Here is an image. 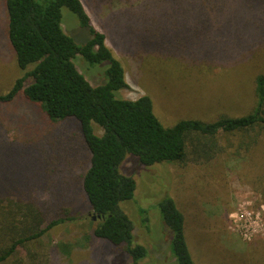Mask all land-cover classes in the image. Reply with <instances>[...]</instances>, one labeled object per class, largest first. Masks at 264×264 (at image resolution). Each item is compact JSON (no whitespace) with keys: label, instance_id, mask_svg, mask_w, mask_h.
I'll use <instances>...</instances> for the list:
<instances>
[{"label":"rangeland","instance_id":"obj_1","mask_svg":"<svg viewBox=\"0 0 264 264\" xmlns=\"http://www.w3.org/2000/svg\"><path fill=\"white\" fill-rule=\"evenodd\" d=\"M80 1L123 67L127 87L115 92L117 97L148 95L165 126L254 109L255 77L264 75V25L251 26L245 15L227 11L215 21L199 14L194 0H148L141 10L144 0ZM62 14L63 30L77 43L85 42L88 31L78 18L65 7ZM6 26L0 0V93L19 74ZM73 61L92 85L106 81L107 61L89 64L81 55ZM96 132H101L97 126ZM243 133L217 134L211 148L209 139L192 135L185 142V163L140 166L135 157H125L120 170L133 176L136 188L134 200L121 207L132 220L135 240L148 249L140 263L175 264L169 231L155 207L169 194L184 215L195 264H264V136L251 131L247 139ZM89 156L74 119L51 121L21 95L0 103V178L5 181L0 190L34 195L44 203L48 219L63 209L78 219L93 216L80 184ZM244 209L257 215L255 229H231L229 213ZM80 222L61 223L44 237L51 264H131L120 248L92 235L87 247H75L69 258L59 253L58 241H75L87 231L88 223L82 227ZM92 222L90 227L96 219Z\"/></svg>","mask_w":264,"mask_h":264},{"label":"trees","instance_id":"obj_2","mask_svg":"<svg viewBox=\"0 0 264 264\" xmlns=\"http://www.w3.org/2000/svg\"><path fill=\"white\" fill-rule=\"evenodd\" d=\"M147 1H142L137 10L146 6ZM194 1L200 15H209L215 21L227 11L233 16L245 15V21L251 26L264 25V0ZM4 6L6 36L19 74L7 91L0 93V103L11 102L21 95L36 104L51 121L72 118L78 123L90 155L80 184L96 222L90 227L92 217L78 219L68 214L67 209L48 219L44 203L34 195L2 189L0 264H51L44 237L55 226L78 220L82 227H87L84 222L88 223L87 231L75 241H58L55 248L59 253L69 258L75 247H87L92 235L120 248L131 264H142L140 261L146 258L148 249L135 240L132 220L121 207L123 201L134 200L136 188L133 176L120 170L125 157L128 154L135 157L140 166L185 163L188 155L185 142L192 135L197 134L198 141L199 137L209 139V148L220 133L244 132L248 139L251 131H259L264 136V75L255 77L256 105L250 112L220 116L210 122L180 119L165 126L154 113L148 95L135 99L116 96L115 92L127 87L123 67L107 47L104 33L92 25L80 0H4ZM64 7L88 31L85 42L77 43L63 30ZM76 55H81L89 64L107 61L106 81L92 85L75 66ZM96 126L100 133L96 132ZM248 144L245 143L246 147ZM155 207L169 231L168 246L174 263L195 264L186 242L184 215L174 199L163 194ZM138 212L145 214L146 209L139 207Z\"/></svg>","mask_w":264,"mask_h":264},{"label":"built area","instance_id":"obj_3","mask_svg":"<svg viewBox=\"0 0 264 264\" xmlns=\"http://www.w3.org/2000/svg\"><path fill=\"white\" fill-rule=\"evenodd\" d=\"M262 208V206L260 205ZM229 226L231 229H237L241 232H249L250 230L255 229L254 225V217L257 218V215L252 212H247L244 210H237L234 212L229 213Z\"/></svg>","mask_w":264,"mask_h":264},{"label":"water","instance_id":"obj_4","mask_svg":"<svg viewBox=\"0 0 264 264\" xmlns=\"http://www.w3.org/2000/svg\"><path fill=\"white\" fill-rule=\"evenodd\" d=\"M97 217H99V216H97ZM96 217L95 216H92V219L94 220Z\"/></svg>","mask_w":264,"mask_h":264}]
</instances>
